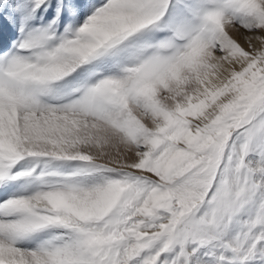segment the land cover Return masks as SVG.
<instances>
[{
  "label": "snow or ice",
  "instance_id": "1",
  "mask_svg": "<svg viewBox=\"0 0 264 264\" xmlns=\"http://www.w3.org/2000/svg\"><path fill=\"white\" fill-rule=\"evenodd\" d=\"M0 264H264V0H0Z\"/></svg>",
  "mask_w": 264,
  "mask_h": 264
}]
</instances>
